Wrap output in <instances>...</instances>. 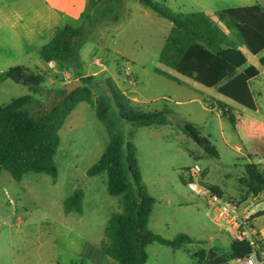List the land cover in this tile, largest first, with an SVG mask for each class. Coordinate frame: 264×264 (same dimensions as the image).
Listing matches in <instances>:
<instances>
[{
	"label": "rangeland",
	"instance_id": "1",
	"mask_svg": "<svg viewBox=\"0 0 264 264\" xmlns=\"http://www.w3.org/2000/svg\"><path fill=\"white\" fill-rule=\"evenodd\" d=\"M165 4L175 13L203 12L226 33L224 25L215 15L217 12L258 4L264 7L262 0H166ZM94 12L95 10L89 14L91 18H94ZM149 12L156 15L150 10ZM102 14L110 18L117 17V20L121 18L118 27L131 38L137 36V26L142 20L136 10L134 24L127 21L122 5L113 4L105 8ZM143 37L148 44V36L143 34ZM236 41L249 65L255 64L261 58V55L251 56L247 49ZM36 59L15 57L9 53L0 57V106L30 96L47 107L58 102L59 95L53 96L50 93L45 97L42 94L63 89L61 85L65 80L53 69L45 72L35 71L43 75L45 80L37 95L31 92L29 87L7 78L6 73L18 66L24 65L36 70ZM143 59L151 72H146V78L138 86L137 96L142 101L138 106L148 112L171 109L174 115L169 116V120L173 124L166 127H135L125 118H121L113 103L110 105L112 118L125 137V150L128 143L136 146L142 185L156 201L150 219V229L167 240H179L184 237L190 241L184 242L183 239V246L178 250L158 243L152 244L147 250V264H210L211 261L231 253L234 231L229 226L217 223L214 209L205 199L196 196L187 188L188 170L199 165L206 171L205 182L210 184L211 188L218 187L224 200H231L237 205L242 220L250 215L252 221L264 218V192L253 196L241 183L246 179L247 167L250 165L237 148L244 154L246 149L240 143L231 123L221 120L219 115L208 110L211 101L201 99L202 104L191 106L176 104L179 98L174 91L181 88L153 71L158 67V45H149V52ZM167 71L177 79L190 81L172 70ZM162 83L170 86V93L163 90L165 86ZM119 84L125 91L123 84ZM159 84L161 86H158ZM154 85L159 89L153 97L166 93V98L154 102L144 101L140 94H148L149 87ZM89 87L95 100L107 92L102 81L91 83ZM126 87L131 89L129 83ZM37 102L30 107L31 111L40 109ZM226 103L238 113L247 114L241 107L229 101ZM87 105L89 104L79 108L75 120L60 132V147L55 157L58 167L56 180L47 174L30 173L18 183L8 172H2L0 264H119L102 252L100 244L105 239L112 215L123 210L122 197H113L108 193L107 174L94 178L87 176L88 170L97 164L109 144L106 128L98 120L95 109ZM188 108L191 112H188ZM188 113L190 119L185 115ZM185 124L194 126L208 140L207 132L212 128V146L218 151L220 158L207 156L204 150L184 133L182 126ZM257 167L264 176V165ZM76 191H82L85 196L83 215L72 213L67 216L64 201ZM249 236L251 241H254V238ZM203 254L206 255L202 259Z\"/></svg>",
	"mask_w": 264,
	"mask_h": 264
},
{
	"label": "trees",
	"instance_id": "2",
	"mask_svg": "<svg viewBox=\"0 0 264 264\" xmlns=\"http://www.w3.org/2000/svg\"><path fill=\"white\" fill-rule=\"evenodd\" d=\"M137 1L173 25L159 57L157 74L179 84V79L167 71L172 70L204 88L218 89L221 96L247 112L257 111L251 82L260 76L261 69L264 70V58L260 61V67H248L247 58L236 40L252 56L264 53L262 5L217 12L215 15L224 25L226 33L203 12L177 14L156 0ZM119 5L121 0L117 1ZM93 10L98 12V5H91L79 28L68 26L59 31L49 44L40 49V58L45 63L55 62L62 69L72 72L76 78L80 77V50L93 29L94 18L89 15ZM111 19L117 20V17ZM6 76L19 85L29 87L35 95L40 93V86L45 82L43 75L20 66L10 69ZM80 81L84 87L69 96H65L64 89L47 94L43 92L45 97L50 93L59 95L58 102L51 107L35 101L32 96L0 106V176L6 171L18 183L30 173L47 174L56 180L58 167L55 157L60 147V131L78 105L89 104L106 128L109 144L97 164L88 170L87 176L94 178L107 174L108 193L113 197H122L123 203L122 212L110 218L105 239L100 244L102 252L119 264H147V250L154 243L174 250L182 248L183 239L184 242H190L188 238L167 240L150 229L156 201L142 185L136 146L128 143L125 150L126 140L112 118L110 105L113 103L121 118L135 127L172 125L169 116L174 115V112L169 108L156 112L142 110L111 78L104 81L106 94L95 100L89 87L94 83V78H82ZM35 102L40 109L31 111L30 107ZM230 120L233 121V116ZM182 129L207 156L220 158L210 141L194 126L185 124ZM260 157L264 159V154ZM246 175L241 183L248 188V192L253 196L263 193L264 176L259 168L256 165L248 166ZM212 189L221 196L216 188ZM84 198L82 191L73 193L64 201L65 213L82 215ZM252 251L250 242L235 241L231 246L230 257L211 261L210 264H226L244 258Z\"/></svg>",
	"mask_w": 264,
	"mask_h": 264
},
{
	"label": "crops",
	"instance_id": "3",
	"mask_svg": "<svg viewBox=\"0 0 264 264\" xmlns=\"http://www.w3.org/2000/svg\"><path fill=\"white\" fill-rule=\"evenodd\" d=\"M117 1L118 0H0V57L8 55L9 53L15 57L37 58L35 60V65L37 66L36 70H32L24 65L20 67L39 72L53 69L61 74L65 80L61 88L82 78L90 77L94 78V82L102 81L103 83L107 78H111L129 99L135 104L140 105L142 101L137 96V89L141 81L146 78V72H151L150 69H147V64L143 56L149 52V45H158L160 57L173 25L169 21V23H167V20L161 18L155 12L156 15L150 13V9L142 6L137 0H121L124 14L129 23L134 24L135 22V10L142 20L141 23L139 19L137 20V23H140V25L137 26V36L131 38L128 33H125L118 27L121 18L117 21H113L109 16L102 14L105 8L117 4ZM156 1H161V3L163 2L164 4L166 3V0ZM92 4L98 5V12H96V15L95 12L93 13L94 25L91 35L80 50L81 68L78 71L80 77L76 78L72 72L62 69L55 62L45 63L40 58L39 51L49 44L62 29L68 26L73 28L82 26L83 17L89 13ZM143 34L148 36V44L145 42ZM262 58H264V53L261 54V58L253 65H249L247 59L248 67H260ZM0 62H2V60H0ZM158 68L159 64L153 71L156 73V69ZM163 78L168 80L165 77ZM168 81L177 84L179 88H181L174 91L175 95L179 98L176 104H180L181 106L202 104V99L203 101H211V104L216 103L222 107H229L232 114L219 117L221 120L223 119L231 123L240 143L246 149V154L242 153L240 148H237V151L247 160L248 165H264V159L260 157L264 154L263 69H261L260 76L251 82V91L257 105V111L255 113H250L246 110L247 114L238 113L226 103L229 100L221 96L218 89L207 90V88L200 86L193 80L186 81L184 79H179V84L170 80ZM119 83L123 84L126 88L125 91ZM127 83L130 84L131 89L126 87ZM158 86H161V84ZM158 86L155 87L154 85L149 87V92L146 95L143 93L140 94L144 101L154 102L162 98L164 99L166 98V93H170L172 90L169 85L164 84L165 87L163 90L166 93L160 97H153V94L159 89ZM84 104L86 103L77 106L67 118L62 129L75 120L78 109L83 107ZM87 106L90 107V105ZM187 110L191 112L190 108ZM185 115L190 119V113ZM231 116H233V121L230 120ZM200 133L202 135V132ZM207 133L209 141L212 144L213 129L209 128ZM206 178L207 173L204 171V184L209 186L210 184L205 182ZM214 188H216L223 197L222 191L216 186H214ZM254 229L256 234H260L264 238V218L254 221ZM235 241L241 240L235 239L234 232L231 246ZM242 241H248L251 245H254V242L251 241V237L247 236L245 240ZM230 255L231 253L226 257H230ZM226 264H238V262L235 260L229 261Z\"/></svg>",
	"mask_w": 264,
	"mask_h": 264
},
{
	"label": "built area",
	"instance_id": "4",
	"mask_svg": "<svg viewBox=\"0 0 264 264\" xmlns=\"http://www.w3.org/2000/svg\"><path fill=\"white\" fill-rule=\"evenodd\" d=\"M210 110L217 115L224 117L232 114L227 106H220L216 103L210 105ZM187 188L196 196L207 201V204L214 209L217 218L216 222L229 226L235 232L236 240H245L251 235L254 238V249L252 253L242 259H238V264H264V238L255 233L254 221L251 215L241 219L237 205L231 200H224L210 186L204 184V171L199 165L191 167L187 172ZM263 250V251H262Z\"/></svg>",
	"mask_w": 264,
	"mask_h": 264
},
{
	"label": "water",
	"instance_id": "5",
	"mask_svg": "<svg viewBox=\"0 0 264 264\" xmlns=\"http://www.w3.org/2000/svg\"><path fill=\"white\" fill-rule=\"evenodd\" d=\"M83 87L84 84L82 83V81L80 80L74 81L63 88L65 91V96H69L71 93Z\"/></svg>",
	"mask_w": 264,
	"mask_h": 264
}]
</instances>
